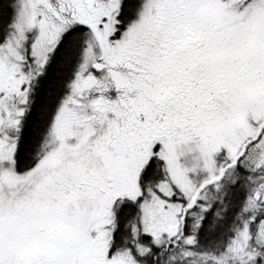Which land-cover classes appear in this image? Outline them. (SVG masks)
<instances>
[{"label":"snow or ice","instance_id":"obj_1","mask_svg":"<svg viewBox=\"0 0 264 264\" xmlns=\"http://www.w3.org/2000/svg\"><path fill=\"white\" fill-rule=\"evenodd\" d=\"M0 264H264V0H0Z\"/></svg>","mask_w":264,"mask_h":264}]
</instances>
